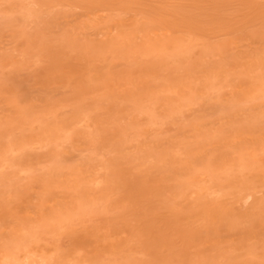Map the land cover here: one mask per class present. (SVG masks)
I'll use <instances>...</instances> for the list:
<instances>
[{
	"label": "rangeland",
	"instance_id": "rangeland-1",
	"mask_svg": "<svg viewBox=\"0 0 264 264\" xmlns=\"http://www.w3.org/2000/svg\"><path fill=\"white\" fill-rule=\"evenodd\" d=\"M27 7L44 11L41 22L36 24L25 17ZM103 23L114 27H100ZM116 26L133 31L132 36L141 30L149 38L189 39L197 43L185 64L198 71L206 60H211L215 49L231 58L240 55L236 52L254 48L255 35H264V0H0V250L7 243L6 235L14 234L8 235L10 229L27 226L59 203L76 208L81 202L83 207L54 236H43L41 248L50 250L51 241L55 240L61 248L75 251L71 263L87 264L79 261L83 251L95 246L105 248L115 239L130 238L129 229L144 227L143 219L132 218L148 212L153 205L150 193L157 190L159 183L142 174L143 166H139L142 168L135 180L133 170L125 164L138 151L124 146L126 143L119 138L116 147L107 149L110 151L95 149V133L113 134L117 128L108 124V113H91L100 98L109 97L111 110L124 111L120 114L124 127L132 123L126 107L133 110L143 106L129 89L116 82L97 88L85 86L90 70L101 69L100 60L91 63L85 57L95 59V49L109 46L108 41L117 43V38L104 34L107 28L114 31ZM199 50L201 53L195 55ZM184 72L159 70L147 78L146 65H128L124 58L113 67L115 75H128L133 80L132 88L140 85V79L145 80L150 86L148 94L156 98L163 99L170 91H177L176 104L183 117L157 130L146 142L156 143L158 139L160 144L166 143L177 129L186 132L188 122L198 114L188 107V101L197 96L190 93L194 86L191 76H180ZM155 111L161 116V108ZM71 113L73 117L67 116ZM65 138L79 149L78 154L62 158L53 149ZM178 139L189 146L193 133L174 137L175 141ZM146 142L140 149L149 146ZM127 143L138 146L131 140ZM211 145L215 143L211 141ZM175 149L179 156L172 154ZM188 153L183 146L175 145L170 152L155 156L172 160L173 156L178 159ZM114 156L118 158L113 159ZM30 158L39 162L28 167L24 163ZM16 159L23 164L10 166ZM111 160L121 162L110 175L111 181L118 184L115 188L106 181L102 169ZM77 164L81 169L90 167L79 182L67 181L63 176L51 181L50 177L64 175L68 172L65 169ZM124 177L128 179L122 180ZM132 193L138 197L132 198ZM123 196L128 198L121 205ZM121 211L132 217H127L125 226L116 218ZM36 247L37 243L33 248ZM100 257L101 264H119L118 257L106 251ZM131 261L141 263L145 255L132 254Z\"/></svg>",
	"mask_w": 264,
	"mask_h": 264
},
{
	"label": "bare ground",
	"instance_id": "bare-ground-1",
	"mask_svg": "<svg viewBox=\"0 0 264 264\" xmlns=\"http://www.w3.org/2000/svg\"><path fill=\"white\" fill-rule=\"evenodd\" d=\"M43 13L34 7L24 8L25 17L36 24L41 22ZM104 26L114 27L109 23L100 25ZM113 29L107 28L104 34L111 39L117 38V43L108 41L109 46L95 49L92 55L95 59L85 57L91 63L101 61L100 70H90L85 86L97 88L116 82L129 89L143 108L131 110L126 107L132 123L123 127L120 123L123 115L120 114L124 111L111 110L112 99L100 98L91 113H108V124L117 130L113 134L95 133V149L110 151L107 149L116 147L119 140L125 142L124 146L138 151L136 157L125 164L133 170L135 180L142 168L139 166H143L142 174L154 178L159 186L150 193L153 205L148 212L132 218L121 211L116 217L123 226L129 222L127 217L133 221L143 219L144 227L138 229L137 225L129 229L130 238L115 239L105 248L95 246V249L83 251L79 256L80 263L101 264L100 254L106 251L117 256L119 264H264V35H255L254 48L236 52L240 54L238 57L228 58L215 49L210 55L211 60H206L195 71L186 68L185 62L191 58L187 55L195 50L197 43L189 39L149 38L141 30H138L140 34L132 36L133 31H126L121 26ZM220 50L223 51V46ZM200 53L199 50L195 55ZM121 58L128 65H146L147 78L159 70L185 71L181 77L191 76L194 86L190 87V93L197 98L189 100L188 107L198 114L188 122L186 132L177 129V134L168 136L163 144L158 139L156 143L146 142L157 130L161 131L165 125L183 117L176 104L177 91H170L163 99L156 98L148 94L150 86L143 79L138 81L139 86L132 88L133 80L128 75L112 73ZM55 61L56 58L53 63ZM155 108L162 109L161 116ZM72 113L67 116L73 117ZM187 132L193 133L189 146L182 139L174 140ZM130 140L138 146H129ZM211 141L215 145H211ZM143 142L149 146L140 149ZM175 145L183 146L190 153L181 154L178 159L173 156L172 160H160L155 156L170 152ZM53 149L62 158L79 153L66 138ZM174 151L172 154L179 156L178 149ZM112 160L102 169L106 181L115 188L118 184L111 181L110 175L121 162ZM23 162L16 159L10 166H19ZM36 162L39 159L30 158L24 164L31 167ZM86 168L81 169L77 164L70 170L65 169L68 170L66 174L50 179L56 181L63 176L67 181L77 183L88 171ZM137 197L132 193V198ZM127 198L122 197L121 205ZM82 207L81 202L76 208L59 203L27 226L21 224L16 230L10 229L8 235L14 234L6 235L7 243L0 250V264H78V261L71 263L76 257L75 251L61 248L55 240L51 241L50 250L41 246L43 236H54L56 231L72 222ZM73 231V228L69 229L70 233ZM36 243L37 247L33 248ZM135 253L145 255V261H131Z\"/></svg>",
	"mask_w": 264,
	"mask_h": 264
}]
</instances>
